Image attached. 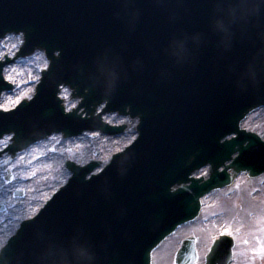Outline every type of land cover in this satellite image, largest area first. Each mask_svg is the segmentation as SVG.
Here are the masks:
<instances>
[{"label":"rangeland","instance_id":"rangeland-1","mask_svg":"<svg viewBox=\"0 0 264 264\" xmlns=\"http://www.w3.org/2000/svg\"><path fill=\"white\" fill-rule=\"evenodd\" d=\"M15 36H6L0 41V59L3 55L12 56L18 43L11 47ZM3 54V55H2ZM46 66L43 54L34 52L28 57L18 59L7 66L3 73L6 80L14 84L12 93L2 94L0 108H12L24 97H30L40 70ZM15 68L16 72H12ZM13 76L10 80L9 75ZM60 97L66 110L74 107L68 91L63 89ZM109 124H121L130 121L116 115L103 117ZM241 127L259 134L264 139V109L250 113L241 123ZM135 137L133 129L121 137H104L99 133H84L70 140H62L59 135L51 136L18 153L5 168H0V187L5 189V197L0 193V204L5 208L0 212V245L10 236L18 221L30 217L43 201L63 183L68 173L63 168V160H72L84 164L89 160L106 162ZM9 137L0 139V150L8 143ZM5 157L0 158V163ZM6 169L11 172L10 182L4 181ZM35 172L33 176L32 173ZM205 173L201 170L197 175ZM15 177V179H13ZM22 190V198L13 197L15 190ZM228 234L234 239L231 264H264L259 249L264 245V174L255 179H246L240 175L232 186L211 192L201 200V210L197 219L177 230L166 239L152 254L151 264H173V257L181 239L194 236L198 252L196 264L203 262L212 240L218 234Z\"/></svg>","mask_w":264,"mask_h":264},{"label":"clouds","instance_id":"clouds-1","mask_svg":"<svg viewBox=\"0 0 264 264\" xmlns=\"http://www.w3.org/2000/svg\"><path fill=\"white\" fill-rule=\"evenodd\" d=\"M151 2L169 11V22L175 23L176 11L169 10L171 0ZM183 3L184 0H176L177 8ZM211 3L213 8L207 31H178L169 37L164 55L170 67L194 63L197 52L208 43L211 36L215 38V48L221 57L231 54L237 44L247 48L243 59L229 66L235 88L240 92L264 89V0H211ZM123 4L127 27L134 31L140 20V11L135 8L136 0H123ZM97 66L106 93H114L131 72L139 73L144 69L141 59L126 66L123 58L111 49L98 54ZM159 76L161 79L169 78L170 68H162ZM36 241L38 250L33 254L31 264H98L94 246L80 231L67 239L40 233ZM16 264H24L23 259H18Z\"/></svg>","mask_w":264,"mask_h":264},{"label":"water","instance_id":"water-1","mask_svg":"<svg viewBox=\"0 0 264 264\" xmlns=\"http://www.w3.org/2000/svg\"><path fill=\"white\" fill-rule=\"evenodd\" d=\"M25 34V33H24ZM26 37V35H25ZM43 44H45L43 42ZM48 56V55H47ZM53 62H55V59L53 60ZM49 65H52V59L49 57ZM187 69H192L190 67L187 66H183L180 67V71L179 74H181L182 77H184V75L182 74L185 70ZM172 84V83H170ZM72 90H74V87H72ZM75 91V90H74ZM251 108L253 107H248L245 111H243L239 117L242 118L243 115H245L249 110H251ZM124 110L127 111V106L124 107ZM141 115H138V117H144L143 115H145V113H140ZM238 133V130H237ZM251 135H245V137H250ZM248 142V141H246ZM226 145V148L229 149V155L221 160H218L217 162L215 161H209L210 164V168H209V177L207 179H204L203 177L199 178L198 180H193V179H188V181L190 182V184H188V182H179V184L177 185V191H183L189 188H194L196 189L197 195L193 197V201L191 200V206L189 208V214L186 218H190L194 215L197 214V211L199 209V201H198V197L201 196L202 194H204L205 192H207L208 190L211 189H215V188H220L222 186H226L231 184V182L233 181V179L235 178V176L240 172V171H244L247 173L248 177H253L255 175H257L258 173L255 172H259L256 170H253L251 168H245L243 166V164H241V159L243 158L244 155V151L246 148V143L243 141L240 142H236L235 139H232L230 141H225L224 142ZM223 144V143H222ZM234 153H236V156L231 157ZM191 160V159H190ZM229 163L225 164L227 161H229ZM189 163V161L187 162V164ZM190 164H188L189 166ZM187 166V167H188ZM222 166V170L219 171V167ZM198 168V167H197ZM187 181V180H186ZM183 183V184H181ZM174 190L173 188H169V190L167 191L168 193H172ZM192 207V208H191ZM184 217V219L178 221L177 223H175V225L173 227L170 228V230L166 231L165 233H163L161 235V237L159 238V240L155 243L152 242L149 247H147L143 253L142 256V260H143V264H150V248L154 245L156 246L170 231H172L176 225L180 224L183 221H186L188 219H186ZM224 243H225V252L221 251L218 249V246H213L211 249L210 254L207 256L206 258V264H214L217 261V255H218V259L220 260V262H222V258L220 256L225 257L224 258V262L225 264H227L228 259L230 257V248L232 246V242L231 239L228 237H225L223 239ZM153 246V247H154ZM228 253V256H226L225 254ZM195 259V254H194V250H193V240L192 239H186L183 244L182 247L180 249V251L178 252V254L176 255V260L175 263L176 264H192L194 262ZM227 259V260H226ZM4 264H6V261L4 260Z\"/></svg>","mask_w":264,"mask_h":264},{"label":"bare ground","instance_id":"bare-ground-1","mask_svg":"<svg viewBox=\"0 0 264 264\" xmlns=\"http://www.w3.org/2000/svg\"><path fill=\"white\" fill-rule=\"evenodd\" d=\"M27 14H29V13H27ZM10 36H15V37H17V39L16 40H11L10 41V44H11V47H14L15 46V44L18 42V39L19 38H21V37H18L17 35H10ZM137 36H138V34L136 35V37H135V39L133 40V41H135V43H136V40H137ZM131 44H134L133 42H132V40H130L129 38H126V40L125 41H119L118 42V47L119 48H121V47H126V46H129V45H131ZM3 55V54H2ZM141 55L142 56H149L150 54L149 53H146L143 49L141 50ZM127 56V55H126ZM131 57V56H130ZM134 59V58H133ZM132 59V60H133ZM132 60H131V58H129L128 59V61L130 62H132ZM158 67H165V64H160ZM159 72H160V70H156L155 72H154V74L157 76V77H160L159 76ZM162 80H164V79H162ZM216 91V90H215ZM214 91V92H215ZM76 100V99H75ZM77 101H79V100H77ZM136 119V121L138 120V118H135ZM132 123V125L135 123V120L134 121H132L131 122ZM5 189L6 188H4V187H0V193H1V195H3L4 197H5V194H6V192H5ZM120 219H121V217H120Z\"/></svg>","mask_w":264,"mask_h":264},{"label":"snow or ice","instance_id":"snow-or-ice-1","mask_svg":"<svg viewBox=\"0 0 264 264\" xmlns=\"http://www.w3.org/2000/svg\"><path fill=\"white\" fill-rule=\"evenodd\" d=\"M12 72H16V69L13 68L12 69ZM10 80L13 79V76L10 74L9 77H8ZM32 175L34 176L35 175V172L32 173ZM13 179H15V177H13ZM230 234V233H228ZM4 246H7L6 244ZM259 251V254L261 256L262 259H264V245L261 246V248L258 250ZM0 264H4V258L2 256H0Z\"/></svg>","mask_w":264,"mask_h":264}]
</instances>
